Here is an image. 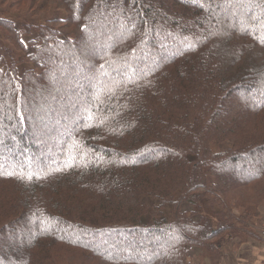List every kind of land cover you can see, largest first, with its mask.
Here are the masks:
<instances>
[{
  "label": "trees",
  "instance_id": "obj_1",
  "mask_svg": "<svg viewBox=\"0 0 264 264\" xmlns=\"http://www.w3.org/2000/svg\"><path fill=\"white\" fill-rule=\"evenodd\" d=\"M262 207L264 0H0V264H191Z\"/></svg>",
  "mask_w": 264,
  "mask_h": 264
},
{
  "label": "rangeland",
  "instance_id": "obj_2",
  "mask_svg": "<svg viewBox=\"0 0 264 264\" xmlns=\"http://www.w3.org/2000/svg\"><path fill=\"white\" fill-rule=\"evenodd\" d=\"M31 68V65H25ZM264 220V207L260 208ZM257 239H247L244 243L234 240L225 245L218 258H211L204 252L191 253V264H264V230Z\"/></svg>",
  "mask_w": 264,
  "mask_h": 264
},
{
  "label": "snow or ice",
  "instance_id": "obj_3",
  "mask_svg": "<svg viewBox=\"0 0 264 264\" xmlns=\"http://www.w3.org/2000/svg\"><path fill=\"white\" fill-rule=\"evenodd\" d=\"M101 67H103V65ZM118 87H119L118 84H114L112 87H110L108 89L109 98H111V96L115 95V89L118 88ZM89 119H92V117L89 116ZM69 166H71V165H69ZM28 178L31 179V176H29Z\"/></svg>",
  "mask_w": 264,
  "mask_h": 264
}]
</instances>
